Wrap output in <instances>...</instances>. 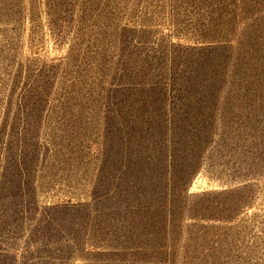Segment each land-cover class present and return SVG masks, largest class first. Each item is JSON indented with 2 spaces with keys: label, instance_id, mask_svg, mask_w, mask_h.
I'll return each mask as SVG.
<instances>
[{
  "label": "rangeland",
  "instance_id": "374dc122",
  "mask_svg": "<svg viewBox=\"0 0 264 264\" xmlns=\"http://www.w3.org/2000/svg\"><path fill=\"white\" fill-rule=\"evenodd\" d=\"M0 264H264V0H0Z\"/></svg>",
  "mask_w": 264,
  "mask_h": 264
}]
</instances>
